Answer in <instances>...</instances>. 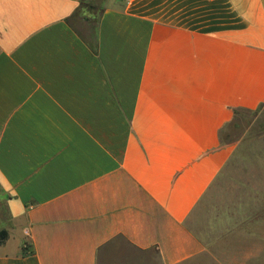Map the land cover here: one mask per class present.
<instances>
[{"label": "crops", "instance_id": "0c3cea01", "mask_svg": "<svg viewBox=\"0 0 264 264\" xmlns=\"http://www.w3.org/2000/svg\"><path fill=\"white\" fill-rule=\"evenodd\" d=\"M80 3L0 0V264H264V158L194 215L264 107V0H104L96 52Z\"/></svg>", "mask_w": 264, "mask_h": 264}, {"label": "rangeland", "instance_id": "374dc122", "mask_svg": "<svg viewBox=\"0 0 264 264\" xmlns=\"http://www.w3.org/2000/svg\"><path fill=\"white\" fill-rule=\"evenodd\" d=\"M95 2L98 9L104 4V0ZM72 24L85 38L90 35L94 37L95 23L87 25L77 18ZM221 140L224 144L234 146L232 158L223 175L199 204L195 217L200 215L202 207L232 204L233 191L236 189L234 177H244L250 173V159L264 158V107L253 112H238L222 132ZM257 143L260 144L258 148L254 147ZM193 226L196 230H201L199 222H194ZM153 253V250L146 253L139 252L123 240L116 239L102 252L98 264H138L136 260L141 255Z\"/></svg>", "mask_w": 264, "mask_h": 264}, {"label": "trees", "instance_id": "16d2710c", "mask_svg": "<svg viewBox=\"0 0 264 264\" xmlns=\"http://www.w3.org/2000/svg\"><path fill=\"white\" fill-rule=\"evenodd\" d=\"M96 0H81V3L77 9V11L72 15V17L69 20L70 26L72 29L76 32V34L88 45V47L96 52L97 51V39H96V33H97V28H98V23H99V17L103 12V6L101 8L96 7ZM77 18L81 19L83 22H85L87 25H91L95 23V33L94 37H91V35L88 38H85L80 32H78L72 22L74 20H77ZM96 20V21H94ZM240 112L237 111L236 114ZM234 116V117H235Z\"/></svg>", "mask_w": 264, "mask_h": 264}, {"label": "built area", "instance_id": "2783aa9c", "mask_svg": "<svg viewBox=\"0 0 264 264\" xmlns=\"http://www.w3.org/2000/svg\"><path fill=\"white\" fill-rule=\"evenodd\" d=\"M130 2V0H122V3L124 4H128Z\"/></svg>", "mask_w": 264, "mask_h": 264}]
</instances>
